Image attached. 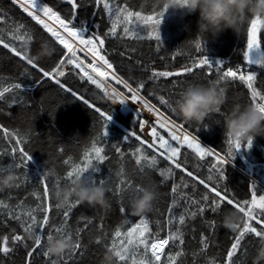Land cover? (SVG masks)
<instances>
[{
    "label": "trees",
    "instance_id": "trees-1",
    "mask_svg": "<svg viewBox=\"0 0 264 264\" xmlns=\"http://www.w3.org/2000/svg\"><path fill=\"white\" fill-rule=\"evenodd\" d=\"M38 1L42 5L46 3L53 7L62 17L72 19L76 27L87 28L93 34L97 33L103 36V33L110 27L108 16L104 13L102 5L97 7L95 0H77V3L82 2L84 6L77 9L74 17L70 16L68 11L71 6L66 4L64 0ZM126 2L131 4L135 10L142 11L143 14H148L151 5L156 4L155 0H113V3L116 4H125ZM196 21V14L181 18L179 13L166 12L158 29L159 42L155 39L138 41L135 38L125 37L122 29L118 27L117 31L121 33L120 36L105 38L104 55L133 85L140 80L146 82V87L141 93L156 101H159L157 97L162 95L169 99L171 106L188 83L206 82L208 79L207 68L203 71L196 70L195 75L160 78L153 83L147 79L150 71L145 70L146 67L155 71L178 70L181 65L190 63L191 57L199 59L204 56L210 65H215L216 60H219L224 68L242 67L245 73L254 72L256 79L253 81V86L258 92L264 94V29L258 28L257 37L260 44L258 48L249 53L252 63L246 65L243 62V51L247 42L246 31L241 35H236L231 30L225 29L218 33L215 38L208 36L202 44V51L198 53L195 50ZM20 24H24L25 27L19 29V34L29 32L32 36V40L28 44L30 55L37 51L42 41H47L55 49V53L49 59L37 61L41 67L51 69L63 59L62 47L57 45L49 34L45 33L39 25L27 17L10 0H0V39L17 48H22V42L11 39L9 35V32L16 30ZM185 26H187V30H185ZM141 27L143 28L144 25ZM142 34L147 36V32ZM257 61L260 62L259 65ZM69 69H71V65H68L64 70L66 76L59 79L67 87L76 91L78 95L111 114V119L106 128V138H104L103 143H98V146L105 149L107 159L102 163L93 161L98 168L93 176L97 180L96 184H99L100 179L105 181L103 186L106 188L110 207L105 210L80 203L71 211L68 225L70 234L75 239L76 229H81V241L79 252L74 253L73 257H65V259L70 260L71 264H101L107 247L111 246L110 234L113 229L117 225L124 224L123 230L127 231V227L131 226V221L138 220V217H131L128 213L125 216L124 213H121V207L127 209L129 200L139 194V191H134V188L152 187L156 192V199L153 202L151 212L144 216L150 221V230H156L157 220L163 222L170 216L175 217L177 221L173 225H164L160 235L166 236L169 229L174 232L176 227H182L185 238L183 245L185 255L179 258L181 264H194V261L196 264H208L210 260H214L215 264H220L226 256L227 249L230 248L233 237L237 234L221 228L220 218L224 211L235 209H232L225 202L218 214L207 213L210 220L214 222L213 224H206L203 218L196 217L187 220L185 225L180 226L178 217L186 205L179 192H183L184 189L181 187L179 190L176 196L178 203L175 211L170 214L168 206L173 198L171 193L173 181L178 183L183 176L190 185L196 184L197 196L206 190L201 184L179 172L178 169H173V176L170 180L163 181L159 171L160 169H167L169 166L162 157L158 158L159 163L154 169L147 167V160L143 161L144 170L141 171L132 157L134 149L139 146L135 135L145 139L139 130V120H141L139 115L131 110L125 114L119 112L123 108L122 104L113 103L95 85L88 83L86 79L81 80L78 76L71 75ZM76 71L78 72V70ZM212 73V79H216L215 68L212 69ZM171 81L177 82L175 87L172 86ZM11 83L21 84L19 98L22 99L23 105L17 103L9 106L8 103L0 101V166H7L12 162L11 145L15 144L12 136L5 139L4 130L8 132L18 131L21 136L26 137V143L22 147L30 156V160L27 165V178H21L18 188H7L0 191V202L14 206L21 201H27V205L35 206L36 199L30 194L34 189L42 193L43 187L39 184L40 174L53 170L58 176L66 175L67 166L64 165L63 161L69 157L73 163L82 164L85 151L92 147L94 138L98 135L102 136V128L95 111L89 109L81 100H77L70 93H65L56 83L43 78L35 69L0 46V88ZM221 86L225 88L226 96V103L222 106L221 112H227L234 105L250 104V93H248L246 86H242L239 81L235 84L228 83ZM125 102L144 118L152 122L155 121V117L142 104L134 105L130 99H126ZM172 113L174 114V112ZM165 115L167 114L165 113ZM185 124L206 137L213 144L215 151L221 155L226 153L227 145L223 135L222 115L220 113L209 115L199 126ZM130 132L135 133V135L128 137ZM113 144L119 145L124 153L123 156L115 152L112 147ZM246 144L247 142L242 143L240 150L235 152L233 158H229L228 162L232 166H222L225 180L220 182L222 192L227 191L241 201L244 199L251 201L252 192L254 191L256 195L260 192L255 190L257 187L252 185L251 180L244 173L248 172L252 175L253 180L264 186V136L254 137L251 140V146L248 148L243 146ZM144 148L146 155L150 158L151 149H148L147 145ZM188 150L192 152L191 149ZM185 158L187 170L192 171L198 178H206L210 164L214 163L210 158L199 161L189 151L183 149L180 155L181 162H184ZM18 171L23 173L25 170L20 169ZM55 179L56 177L53 176L47 177L49 185ZM124 179L131 182V187L125 186L121 196L113 195V191H109V189L115 190L119 181ZM65 183L67 182L62 181L61 188L64 187ZM209 183L214 182L209 181ZM187 191L191 192V188ZM209 195L214 194L210 193ZM51 203L53 206L55 205L54 197ZM63 210L64 208L57 211L53 207V222L57 225L63 219ZM240 214L242 216V213ZM7 216V210L0 207V238L3 236L10 237L13 229L16 230L17 234L22 233L16 223L8 220ZM125 220L128 223H125ZM252 223L259 228L254 221ZM101 225L104 229L103 232L100 231ZM240 226L242 227V224ZM201 233L208 237L209 246L204 253L200 252L199 246ZM104 236L109 237L107 245L97 244L96 239ZM258 241L259 238L248 234L242 241L237 255L233 258L235 264H250L251 256L254 254ZM117 243L119 244L118 241ZM9 246L14 250L7 254L0 253V264H27L28 257L23 244L13 245L9 240ZM165 248L168 250L170 246L167 245ZM193 252H196L197 255L193 256ZM33 264H43L42 255L34 257Z\"/></svg>",
    "mask_w": 264,
    "mask_h": 264
},
{
    "label": "snow or ice",
    "instance_id": "snow-or-ice-1",
    "mask_svg": "<svg viewBox=\"0 0 264 264\" xmlns=\"http://www.w3.org/2000/svg\"><path fill=\"white\" fill-rule=\"evenodd\" d=\"M64 2L70 5L69 14L75 16L77 9L83 7V3H77V0H64ZM12 4L18 5L32 21H35L45 33H48L52 40L57 45L62 46V55L64 59H61L51 69H45L41 67L36 60L30 55L28 51V44L32 40V36L29 32L19 34V29H23L24 24H20L16 30L9 32L11 39L21 41L22 48H17L12 44L0 39V46L7 49L14 56L18 57L20 61L29 65L32 69H35L41 74L43 78H46L53 83H56L60 89L65 93H70L77 100H81L89 109H92L98 114L99 123L102 128V136H97L93 140L92 147L85 151L83 163H73L71 157L63 161L66 167V175L58 176L53 170H49L40 174L39 184L43 187L42 193L37 190H33L30 195L36 199L35 206L27 205V201H21L14 206H10L3 202H0V207L7 210V219L14 221L19 229L22 230L21 234H17L13 229L12 235L3 236L0 238V253H9L14 250L9 246V240L13 245L23 244L26 249L28 257L27 264H33V259L36 256L42 255L43 264H71L70 260H66L65 257H73L74 253H78L80 249L81 241V229L77 228L75 231V239L72 238L69 229V217L71 211L79 206V201L70 200L62 212L63 219L60 224L57 225L53 222L52 211L53 207L58 211L60 210L51 203L54 196H58L61 188L62 181H66L63 188L68 187L77 178L87 181L89 184L95 185L97 180L93 176L97 172L98 168L93 161L104 162L107 159L105 149L98 146V143H103L106 138V128L111 119V114L105 112L100 107L93 105L88 99H85L78 95V93L71 88L67 87L59 78L65 77V67L71 65L69 72L71 75L78 76L81 80H87L88 83L96 86L100 89L105 97L111 96L115 102L124 104L126 99H130L134 105L142 104L148 112L155 117L154 122H149L147 118L139 120L140 128L143 130L146 124L150 127L148 135L151 137L150 141L142 139L139 135L130 132L129 136L135 135V139L139 142V146L134 149L132 157L135 164L139 166L140 170H144L143 161L147 160V167L154 169L159 163L158 158L162 157L169 166L167 169H160L159 175L163 181H168L173 176V169H178L179 172L184 173L188 177H191L193 181H197L203 186L204 191L197 196L196 184H189L183 176H181L179 182L173 181L171 185L172 202L168 206L169 213L175 211L178 203L176 196L181 189L183 192H179L180 197L183 199L186 207L184 211L179 214L178 222L180 226L186 224L189 219L201 217L206 224H213L207 213L218 214L222 205L226 202L232 209L242 213V227L239 225L234 228L233 233H237L231 242L230 248L226 251L225 258L220 264H235L234 257L237 255L238 250L241 248L242 241L248 234L254 237H264V194L257 196L253 191L251 195V201L244 199L238 200L234 196L230 195L227 191H221L220 182L225 180L222 166L228 163L229 158H233L236 151L240 150L242 144L237 142L233 144L230 140H226L227 151L224 155H221L217 151L211 149H205L200 146L195 136H191L185 131L182 124L177 123L175 120L169 118L161 111L159 107L149 103V101L141 95L142 90L146 87V82L140 80L133 85L128 79L122 78L114 69V65L109 61L102 50L105 49L107 37H118L121 35L117 31L118 27L122 29L123 36L129 38H135L138 41L145 39H155L160 41L159 37V25L161 24L164 11L159 10L156 4L151 5V10L148 14H143L140 10L128 4H116L113 0H95V5L100 7L102 5L104 13L108 16L110 27L103 36L97 33L92 34L89 38H84L83 27H76L73 24L72 19L62 17L61 14L53 9L48 4L38 5L37 0H12ZM47 18V19H45ZM47 20H51L50 25ZM141 25H144L142 28ZM258 21L253 19L247 27V42L246 48L243 51V62L246 65H250L252 61L249 58V53L259 47L260 41L257 37ZM143 32H147V36L143 35ZM66 33V35H65ZM196 52L202 51V44L195 41ZM78 53H83L84 58H81ZM90 57V59H89ZM191 62L181 65L178 70H164L155 71L148 69L150 75L147 77L149 81L155 83L160 78L169 77H182L185 75H195L196 70L203 71L205 68L208 70V79L211 80L213 73L212 69L215 68L216 81L219 85L222 84H235L237 81L242 86H246L248 93H250V104L257 107L260 111L264 112V94L258 92L253 86V81L256 79L254 72L243 71L242 67H227L224 68L219 62L215 65H210L208 60L202 56L199 59L191 57ZM87 61V62H86ZM259 65L260 62L257 61ZM79 70L78 72L76 70ZM94 74V75H93ZM96 77H100L97 80ZM115 81L117 85L122 86L121 90H117L112 86L111 81ZM172 86H176V81H171ZM225 91V88L221 86ZM21 90L20 83H11L7 86L0 88V101L8 103L9 106L14 104L23 105L22 99L19 98ZM154 94V93H153ZM159 104L169 108L172 112V106L169 99L164 96H158ZM160 129H163L167 133V139L161 134ZM5 131V139L8 136H12L15 140V144L11 145L12 162L7 166H0V173L11 171L15 173L16 180L8 188L20 187L21 178H27V165L30 160L28 153L24 151L22 145L26 143V137L21 136L18 131L8 132ZM127 140V139H125ZM175 142V145L172 143ZM147 145L148 149H151L152 155L150 158L146 155L144 146ZM245 148L251 146V139ZM115 152L123 156L121 148L118 144L112 145ZM182 148L191 149L197 157L203 159L206 156L212 158L215 163H211L208 169V175L206 178H198L192 171L187 170L186 158L184 162H181L180 155ZM235 150V151H234ZM18 153V156H17ZM24 169L23 173L18 170ZM56 177L54 182L49 185L47 177ZM213 181L214 183H209ZM99 184L104 185L103 179L99 180ZM125 186L131 187V182L127 179L119 181L116 185L113 195L121 196L125 190ZM191 188V192L187 190ZM140 187L134 188V191H140ZM2 191V190H0ZM212 193L214 195L210 196ZM19 209V211H17ZM259 209V211H257ZM121 213L127 214V209L121 207ZM258 225L259 228L253 225ZM91 223V222H88ZM125 223H128L125 220ZM157 228L155 231L150 230V221L148 218L142 216L138 217V220L131 221V226L127 227V231H124V224L117 225L110 234L111 246L107 247L108 251L113 252L116 257V264H181L180 257L184 256L183 245L185 244L184 233L182 227H176L175 231L169 232L166 236H161L160 232L164 225H173V219L170 216L163 222L156 221ZM100 231L103 232V226L101 225ZM54 238H60L67 240L70 243V248L61 256L56 259L49 257L45 251L46 244ZM108 236L97 238V244L107 245ZM119 241V244L117 243ZM31 242V243H29ZM169 245L170 249L166 250L165 246ZM200 252L204 253L208 248V237L206 234L201 233L199 236ZM142 249V251H141ZM125 252L126 255H122L121 252ZM197 253L193 252V256ZM194 264L196 262L194 261ZM208 264H215L214 260L208 261Z\"/></svg>",
    "mask_w": 264,
    "mask_h": 264
},
{
    "label": "clouds",
    "instance_id": "clouds-1",
    "mask_svg": "<svg viewBox=\"0 0 264 264\" xmlns=\"http://www.w3.org/2000/svg\"><path fill=\"white\" fill-rule=\"evenodd\" d=\"M157 8L180 17L197 15L195 40L201 44L208 36L213 38L225 29L236 35L247 31L253 19L258 21V28L264 29V0H155ZM187 30V26H185ZM55 49L42 41L37 51L31 56L37 61L49 59ZM113 103L111 96L107 97ZM226 103L225 91L215 79L206 82L188 83L172 105L174 114L183 122L201 125L211 114L222 115L223 135L225 140L233 144L245 143L256 136H264V112L257 107L234 105L227 112H221ZM16 180L14 172L0 173V190L7 189ZM89 207L108 209L110 207L106 196V188L101 184H89L77 178L68 187L62 188L58 196H54L55 206L62 209L71 199ZM156 192L152 187H142L138 195L133 196L128 203L127 213L131 217L146 216L151 212ZM220 227L233 232L234 228L243 223L241 214L236 210H226L220 218ZM70 248L67 240L54 238L46 244L45 251L51 258L63 255ZM126 255L125 252H121ZM101 264H116V257L111 251H106ZM250 264H264V237L259 238L258 245L251 256Z\"/></svg>",
    "mask_w": 264,
    "mask_h": 264
},
{
    "label": "rangeland",
    "instance_id": "rangeland-1",
    "mask_svg": "<svg viewBox=\"0 0 264 264\" xmlns=\"http://www.w3.org/2000/svg\"><path fill=\"white\" fill-rule=\"evenodd\" d=\"M11 2H12V0H10ZM37 4L38 5H40L41 3L37 0ZM42 5V4H41ZM17 8H19L27 17H28V15H27V13L26 12H24L23 11V9H21L18 5H15ZM30 18V17H29ZM31 19V18H30ZM45 19H47V18H45ZM35 22V21H34ZM47 22L51 25L52 24V21L51 20H47ZM85 29V31H84V38H89L93 33L92 32H90L87 28H84ZM48 34V33H47ZM65 35H66V33H65ZM102 54H104V52H103V50H102ZM78 55H80L81 56V58H84V54L83 53H78ZM89 59H90V57H89ZM87 62V61H86ZM67 68V66L65 67V69ZM64 69V70H65ZM78 70V69H77ZM113 70H115L116 72H117V74L118 75H120L122 78H124V79H128L121 71H119L118 70V68L117 67H115L114 66V69ZM79 71V70H78ZM94 75V74H93ZM96 79L97 80H100L101 78L100 77H96ZM131 82V81H130ZM111 84H112V86L113 87H115L118 91H119V89L120 88H122V86H120V85H117L116 83H115V81L113 80V81H111ZM117 87H120V88H117ZM141 95H143L148 101H149V103L150 102H152V103H154V104H156L163 112H165L166 114H167V116L169 117V118H171V119H173V120H175L177 123H179V124H182L183 126H184V129H185V131H187L191 136H195L196 137V139H197V141H198V143L200 144V146L202 147V148H205V149H211V150H213V151H215L214 150V148H213V144L206 138V137H204V136H202L201 134H199L197 131H195L194 129H192L191 127H189L188 125H186L182 120H180L178 117H176L169 109H167L165 106H162V105H160L159 104V101H156V100H154L153 98H151V97H149L148 95H145L144 93H141ZM107 98V97H106ZM108 99V98H107ZM123 105V108H122V110H117V111H119V112H121V113H123V114H125V113H127L128 111H135L138 115H139V117L141 118V119H145L141 114H139L135 109H133V107H131L130 105H128L126 102L124 103V104H122ZM148 120V119H147ZM149 122H152V121H150V120H148ZM139 130H140V132H141V134L143 135V137L145 138V140L146 141H150L151 140V137L148 135V132H150V127L146 124V126H145V128L142 130L140 127H139ZM160 131H161V134H163L164 136H165V138L167 139L168 137H167V133L166 132H164V130L163 129H160ZM174 145H175V142H172ZM183 149H185V150H187V151H189L197 160H199V161H203V160H205L206 158H210V159H212L211 157H209V156H206V157H204L203 159H201L200 157H197L194 153H192L190 150H188V149H186V148H182V150ZM181 150V151H182ZM214 163H215V161H214ZM225 165H231V163H227V164H225ZM232 166V165H231ZM246 176H248V178L251 180V182H252V185L253 186H256L257 188H255V190L256 191H260V192H258L257 193V196H259V195H262V194H264V186L263 185H261L259 182H257L256 180H253L252 179V175H250L248 172H246V173H244ZM258 189V190H257ZM257 211H259V209H257ZM172 217V216H171ZM172 219H173V223H175L176 221H177V219L175 218V217H172ZM119 242V241H118ZM166 247V246H165ZM141 251H142V249H141Z\"/></svg>",
    "mask_w": 264,
    "mask_h": 264
},
{
    "label": "built area",
    "instance_id": "built-area-1",
    "mask_svg": "<svg viewBox=\"0 0 264 264\" xmlns=\"http://www.w3.org/2000/svg\"><path fill=\"white\" fill-rule=\"evenodd\" d=\"M62 47V46H61ZM63 59H64V57H63ZM216 62H219V60H216ZM68 67V66H67ZM61 78V77H60ZM187 149V148H186ZM193 153V152H192ZM195 154V153H194Z\"/></svg>",
    "mask_w": 264,
    "mask_h": 264
},
{
    "label": "water",
    "instance_id": "water-1",
    "mask_svg": "<svg viewBox=\"0 0 264 264\" xmlns=\"http://www.w3.org/2000/svg\"><path fill=\"white\" fill-rule=\"evenodd\" d=\"M114 106V105H113ZM115 107V106H114ZM116 108V107H115ZM116 110H118L117 108H116Z\"/></svg>",
    "mask_w": 264,
    "mask_h": 264
}]
</instances>
